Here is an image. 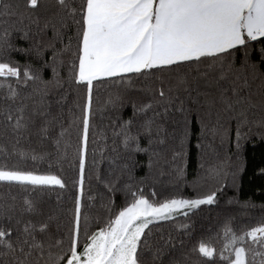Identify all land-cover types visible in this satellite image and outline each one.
<instances>
[{
	"label": "trees",
	"instance_id": "obj_1",
	"mask_svg": "<svg viewBox=\"0 0 264 264\" xmlns=\"http://www.w3.org/2000/svg\"><path fill=\"white\" fill-rule=\"evenodd\" d=\"M4 3L13 6V14L0 12V59L18 60L21 63L28 60L39 65L42 61L31 53L25 55L18 51L21 48L39 47L45 50L43 59L47 60L52 55L47 46L54 44L56 48L62 47L54 37L53 25L60 30L64 43H67L68 36L73 37V44L76 43V26L72 21H67V27L60 24L61 12L57 0H38L37 8L26 7L25 0H0V8ZM5 44H11L12 48L6 50ZM262 46L264 43L254 44L256 49ZM70 57L71 53L62 57L64 63L58 69L61 79L59 86L55 82L45 86L39 81H29L25 87L22 83L16 84L13 79L11 83L18 93L14 100L8 98L6 88H0V165L58 175L65 183V187L60 188L0 182V207L11 205L14 214L21 219L37 220L51 216L50 230L57 236L67 232L74 210L77 192L73 182L78 176L76 117L81 113L77 105L83 103L86 92V86L68 80ZM211 63L208 59H202L199 64L185 62L180 65L178 73H132L125 77L127 82L119 78H102L93 82L94 129L89 133L81 200L82 214L89 217L91 231L103 227L111 213L118 212L126 201H130L131 196L125 188L129 183L135 185L132 191L142 192L150 201L173 197L194 199L198 194L212 190L217 193L213 203L199 205L187 215H175L172 220L155 222L146 229V232L151 231V244L164 247V264H226L220 258L225 227L239 233L241 229L264 221V81L259 77L249 79L248 86L242 89L240 94L250 96L251 100L243 106L246 109L243 117L224 112L219 105L209 109L203 103L202 94L216 92L214 81L219 75L218 69L207 67ZM178 75L184 77V82L178 79ZM42 79H52L50 68L44 69ZM161 80L166 91L163 100L154 94L161 87ZM221 83L228 85V81ZM169 88L171 93H168ZM168 96L185 101L189 119L190 134L185 155L177 160H173L172 154L179 150L176 145L183 131L185 113L175 110L179 103L177 99L168 105ZM116 97L119 100L114 105L111 101ZM150 101L153 110L161 113L157 123L166 129L165 143L160 144V138L154 137V143L149 146L148 137L142 135L140 146L149 147V151L136 152L129 159L121 137L114 133L121 121L132 114L133 104ZM21 107L27 127L14 129L5 116L10 109L15 120L20 114L17 109ZM165 107H168L167 115L163 111ZM40 113L46 115L41 116ZM147 115L151 116L152 112ZM238 119L246 120L241 128L246 137L241 140L242 147L237 154ZM45 123L48 126L46 134L40 131ZM61 127L67 131L57 146L54 140ZM125 163L128 164L127 170L123 167ZM221 166L228 176L219 178L218 183V179L210 176L209 171ZM177 167L183 168V176L178 175ZM129 171L133 181L128 179ZM141 177L144 178L142 183ZM112 182H115L114 188L109 191L106 184ZM221 183L224 185L222 188ZM26 199L35 205L36 213L23 212ZM161 237L164 240L172 239L164 246ZM201 239L216 249L214 258H205L198 251H192ZM228 255V252H224V256ZM142 258L145 264H152L150 252H146Z\"/></svg>",
	"mask_w": 264,
	"mask_h": 264
},
{
	"label": "snow or ice",
	"instance_id": "obj_2",
	"mask_svg": "<svg viewBox=\"0 0 264 264\" xmlns=\"http://www.w3.org/2000/svg\"><path fill=\"white\" fill-rule=\"evenodd\" d=\"M26 7H39L38 0H25ZM61 14L59 21L62 27H67L71 20L76 26L75 40L68 36L64 43L60 30L53 25L54 37L62 47L49 45L52 55L44 60V49L39 47L21 48L19 52L31 53L37 60L34 65L25 60L0 59V88L7 89V96L14 100L18 95L16 84L27 87L29 81L47 86L55 82L61 85L58 71L64 63L62 57L71 53L69 60V82L86 86L83 103L78 104L81 113L78 122L77 159L78 176L74 180L76 197L74 210L69 220L67 232L59 236L51 232V216L44 219H21L14 214L11 205L0 207V264H145L142 258L146 252L151 253L152 264H164V247H154L150 242L149 226L161 220H172L175 215H187V212L199 205L211 204L216 197V191L198 194L197 198H165L162 201H150L142 192L131 189L134 183L125 185L130 201L120 207L118 212L111 213L103 227L91 231L89 217L82 214V194L84 192L87 149L92 123V90L93 82L102 78H119L125 81L128 74H148L158 72H179L182 63L199 64L202 59L211 60L208 68H216L219 75L214 83V94L203 93V103L209 109L219 105L224 112L236 113L238 117L245 115L244 105L251 102L250 96L241 95L243 88L249 84V79L259 77L264 81V46L256 49L254 44L264 43V0H57ZM12 5L4 3L0 12L11 15ZM5 49H11V44H5ZM50 68L52 79L45 81L42 73ZM231 78V79H229ZM157 79H160L157 77ZM184 82V77L178 75ZM228 81L224 86L221 82ZM127 82V81H125ZM161 87L154 94L161 100L165 99L166 91L163 80ZM239 85V86H238ZM171 93V89H168ZM201 95V94H198ZM177 99L175 110L185 113L183 131L179 136L173 151V160L185 155V146L190 134L189 119L185 101L179 97L168 96L167 104ZM119 97L111 101L114 105ZM195 102V99L194 101ZM159 103V101H157ZM132 114L127 120H122L115 135L121 137L129 159L136 152L149 151L142 148V135L148 137V145L154 143V137H159V143H165L166 129L157 120L161 113L153 110L150 101L141 105H132ZM13 120L9 109L5 119L14 129L27 127L24 123L23 108ZM152 112L148 116V112ZM167 115L168 107L164 108ZM41 116L46 113H40ZM143 116V119L141 117ZM199 120V117H198ZM34 122V121H33ZM201 130H203V123ZM246 120H237L236 143L237 154L242 145L241 140L246 133L241 128ZM40 131H48L45 123ZM67 129L61 127L54 143L59 146L61 138ZM226 131V130H225ZM156 155V153H152ZM36 159L35 156L32 157ZM94 163H98L94 161ZM152 165L151 156L149 167ZM128 169V164L123 165ZM179 176H183L182 167H177ZM209 175L219 178L228 176L222 166L210 169ZM99 178V177H97ZM129 181L134 178L129 171ZM143 177L140 178L141 183ZM0 182H17L31 186L65 187L64 180L54 174H41L35 170H25L19 167L0 165ZM114 183L106 184L113 191ZM224 185L221 183L220 187ZM155 197V192L152 193ZM23 212L32 214L37 210L30 200H25ZM37 215H39L37 213ZM59 230V225L57 226ZM83 233V235H81ZM163 241L167 246L171 241ZM205 258H214L216 249L203 239L193 247ZM228 252V256H224ZM251 257L249 260L248 257ZM220 258L226 264H264V221L256 226L241 229L239 233L231 227H225Z\"/></svg>",
	"mask_w": 264,
	"mask_h": 264
}]
</instances>
